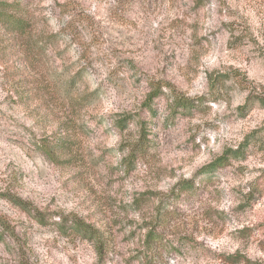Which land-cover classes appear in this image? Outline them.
Returning <instances> with one entry per match:
<instances>
[{"label": "rangeland", "instance_id": "374dc122", "mask_svg": "<svg viewBox=\"0 0 264 264\" xmlns=\"http://www.w3.org/2000/svg\"><path fill=\"white\" fill-rule=\"evenodd\" d=\"M0 3V264H264V0Z\"/></svg>", "mask_w": 264, "mask_h": 264}, {"label": "trees", "instance_id": "16d2710c", "mask_svg": "<svg viewBox=\"0 0 264 264\" xmlns=\"http://www.w3.org/2000/svg\"><path fill=\"white\" fill-rule=\"evenodd\" d=\"M8 6H10V5H8L6 3H0V16L5 17V20L3 22L4 26L7 29L16 31L17 33H21V34L27 33V31L29 29L28 28V25L30 23L24 19V16H21L23 10L21 8L16 7V8H14L12 10V13L13 14H7V13L5 14V11L4 10L7 11L9 9ZM18 12H20V14ZM159 93H161V90L158 88L157 90H155V92H153L149 96V98H148V100H147V102L145 104V107L151 109L152 108V103L154 102V100L157 97H159V95H160ZM181 105L187 106L188 105V102L186 100L185 101L182 100ZM123 123H126V121H123ZM144 151H145V147H143L142 144H140L139 146H137L135 148L134 154L136 152L138 154H141ZM229 160H230V154L227 153L223 158H221L217 162H215L212 165H210L209 167H207L206 170H205V172L206 171H211L213 168H216L218 166L219 167L224 166L225 163H227V161H229ZM189 184H191V182H184V183L180 184L179 185L181 187L180 188V191H183V190L187 189L188 187H190ZM9 199L15 205L21 207L24 211L31 212V209H30V206H29L30 204H28L27 202L23 201L22 199H20L18 197H13V196H9ZM0 227H2V228H7L8 227L6 221L1 216H0ZM76 227L79 230H83L85 234H90L91 239L96 238L97 241H98V243H102L103 242L100 233L96 232L92 227L87 226L85 223L77 222L76 223ZM231 259H234V258H231ZM231 259L228 260V261H231ZM237 259H239V258L237 257ZM234 261H237V260L234 259ZM232 263H235V262H232Z\"/></svg>", "mask_w": 264, "mask_h": 264}, {"label": "clouds", "instance_id": "9594fccd", "mask_svg": "<svg viewBox=\"0 0 264 264\" xmlns=\"http://www.w3.org/2000/svg\"><path fill=\"white\" fill-rule=\"evenodd\" d=\"M62 217H63V214H61V216L56 217L58 223L62 222ZM68 228L69 230H71V224H68Z\"/></svg>", "mask_w": 264, "mask_h": 264}]
</instances>
